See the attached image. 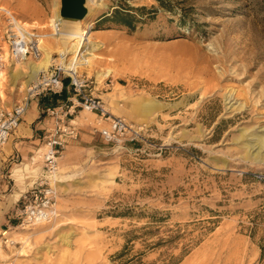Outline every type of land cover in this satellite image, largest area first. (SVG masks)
Here are the masks:
<instances>
[{"label": "rangeland", "instance_id": "obj_1", "mask_svg": "<svg viewBox=\"0 0 264 264\" xmlns=\"http://www.w3.org/2000/svg\"><path fill=\"white\" fill-rule=\"evenodd\" d=\"M96 1L80 20L100 47L76 73L137 138L106 142L109 123L77 106L76 141L57 160V180H44L56 216L3 227L0 264H264L247 230L257 218L264 233V147L254 158L250 136L264 134V0ZM0 6L56 48L48 20L60 0ZM7 74L3 110L26 96ZM144 99L155 103L145 118L132 113ZM36 148L32 163L44 168L48 149Z\"/></svg>", "mask_w": 264, "mask_h": 264}, {"label": "built area", "instance_id": "obj_2", "mask_svg": "<svg viewBox=\"0 0 264 264\" xmlns=\"http://www.w3.org/2000/svg\"><path fill=\"white\" fill-rule=\"evenodd\" d=\"M51 30L53 35L57 36L60 33L59 23L54 22ZM40 55L39 36L33 30H28L9 9L0 6V79L9 64L27 58L37 59ZM65 81H67L66 86L71 87L73 100L60 108L45 110L47 116L55 119L53 128L46 135L45 147L48 150L42 157L46 177L50 178L56 173L57 160L64 150L61 136L77 138V131L69 120L77 106L94 113L100 121L109 123V128L101 132L106 142L114 143L127 139L133 141L138 134L124 119L110 115L101 99L86 92L88 79H81L78 73L72 74L71 70H66L58 62L39 73L37 81L27 88L23 101L10 109L0 108V148L18 127L29 101L35 96L60 94L65 87ZM44 183L45 181L22 195L21 206L15 212V219L20 226L30 227L49 223L55 218L54 191L50 187L45 188L44 186L49 185Z\"/></svg>", "mask_w": 264, "mask_h": 264}, {"label": "crops", "instance_id": "obj_3", "mask_svg": "<svg viewBox=\"0 0 264 264\" xmlns=\"http://www.w3.org/2000/svg\"><path fill=\"white\" fill-rule=\"evenodd\" d=\"M72 100L73 96L66 86L61 94H46L31 101L25 113L28 116L23 117L19 123L25 121L26 129L21 132L16 130L14 138L12 137L5 148L0 150V231L3 227L16 222V206L21 201L22 195L42 185L46 178V170L43 166L40 164L34 166L32 163V155L38 143L45 147L46 135L55 123V119L47 116L45 110L60 108ZM42 111L44 116L41 117ZM69 120L72 124L73 120ZM61 140L64 143V150L76 141L65 135L61 136Z\"/></svg>", "mask_w": 264, "mask_h": 264}, {"label": "bare ground", "instance_id": "obj_4", "mask_svg": "<svg viewBox=\"0 0 264 264\" xmlns=\"http://www.w3.org/2000/svg\"><path fill=\"white\" fill-rule=\"evenodd\" d=\"M83 5L86 9V15H85L86 19L92 12H95V10L99 7V4L96 0H84ZM48 21L50 22L51 27H52V25H54V22L59 23L60 33L57 36H54L56 38H54L53 42L48 41L49 45H52L56 48H49L48 45L47 46L46 45L40 46L41 55L39 58H37V59L27 58V59H24L22 61H15L14 63H11L10 65H8V67H7L8 74L7 75H8V79H9V84L12 86L11 88L14 89L17 82L19 80H21L20 84H21L22 88H24L23 92H26L29 85L31 83L37 81L39 73L46 71L48 69V67L55 60H58L59 63L62 64L66 70H71L72 74L76 73L77 69H81L84 67L85 68L90 67V62L94 58V51L100 47V43H98V41L94 40V37H93L94 31H93V28H91L92 23L83 24V23H81L80 19L64 18V17H61L58 12H54L53 16ZM24 25L28 26L29 24H27V22H25ZM42 43H43V41H42ZM53 50L56 51L55 53H58L57 54V55H59L58 59H55V60L53 59V57H52V53L54 52ZM91 67H92V65H91ZM102 70L100 72H102ZM110 74H111V71H109V70H107L106 72L103 73V75L105 77L109 76ZM3 77H6V76H3ZM99 77H101V76H99ZM3 81H5V78ZM3 86H2V88H3ZM0 88H1V86H0ZM1 90H0V92H1ZM1 97L3 100V98H4L3 94H2V96L0 95V100H1ZM2 100H1V102H2ZM113 103H115V102H113ZM154 105H155V103L153 101L146 100V99L141 100V101H136L135 105H133V107H132V113L139 115L140 117L145 118V117H147L149 111L152 110L153 107H155ZM115 110H116V107H115ZM27 116H28V114L25 115L24 117H27ZM28 121L30 122V118H28ZM24 123H25V121H24ZM24 123H21L18 125V129H17L18 132H21L24 129H26L25 128L26 125ZM141 124H143V122H141ZM15 133H16V131H15ZM250 136L254 142V146L257 149V151L253 154V157L257 158L258 156L261 155L260 152H261L262 148L264 147V134H256L255 133V134H250ZM242 137L245 138V136L241 135V138ZM244 138H243V141L246 139V138L245 139ZM251 143H252L251 141H247V143H244L246 150L248 149V147H250ZM46 149H48V148H46ZM40 150L41 149H39V151H37L36 155L33 157V159H32L33 162L36 161L37 158H39L38 154H39V152L41 153ZM246 155H247V153H246ZM58 176H59V174H58ZM56 177L57 176L55 173L51 178L55 179V181H56L57 180ZM41 224L43 225L44 223H41ZM2 236H4L7 239L6 242H13L11 232L8 233V231H3ZM6 244H8V243H6Z\"/></svg>", "mask_w": 264, "mask_h": 264}, {"label": "water", "instance_id": "obj_5", "mask_svg": "<svg viewBox=\"0 0 264 264\" xmlns=\"http://www.w3.org/2000/svg\"><path fill=\"white\" fill-rule=\"evenodd\" d=\"M84 0H60L59 15L69 19H83L86 15Z\"/></svg>", "mask_w": 264, "mask_h": 264}, {"label": "trees", "instance_id": "obj_6", "mask_svg": "<svg viewBox=\"0 0 264 264\" xmlns=\"http://www.w3.org/2000/svg\"><path fill=\"white\" fill-rule=\"evenodd\" d=\"M123 24L129 26V23H123ZM66 85H67V81H65V87H66ZM63 91H64V89H63ZM258 220L259 219H257V218L253 219L251 225H249L247 227V230H248L249 236L252 239L258 238L257 242H258V246H259V249H260V259L264 260V233H261V235H258V231L260 230L259 229V223L257 222ZM123 255H124V252H121L118 256H119V258H121V257H123Z\"/></svg>", "mask_w": 264, "mask_h": 264}]
</instances>
